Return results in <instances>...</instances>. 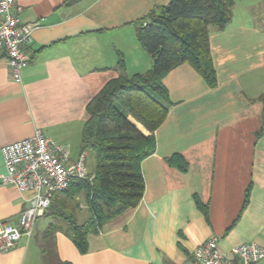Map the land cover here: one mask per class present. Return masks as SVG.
I'll use <instances>...</instances> for the list:
<instances>
[{
    "label": "crops",
    "instance_id": "0c3cea01",
    "mask_svg": "<svg viewBox=\"0 0 264 264\" xmlns=\"http://www.w3.org/2000/svg\"><path fill=\"white\" fill-rule=\"evenodd\" d=\"M169 2L16 0L22 20L38 29L25 49L29 65L22 83L12 80L0 51V174L5 171L1 148L31 138L38 129L67 146L71 161L88 156L81 145L88 103L112 79L150 70L152 60L138 42L137 24ZM261 4L264 0H237L230 25L210 30L216 87L188 64L164 78L171 106L154 133L155 153L141 165L142 201L90 235L87 254L58 232L62 261L189 264L193 251L211 237L224 251L245 243L264 247V136L256 135L262 124L264 23L253 14ZM173 155L185 159L187 171L168 164ZM32 197V192L0 185V223L20 227ZM81 207L80 213L88 211ZM33 237L32 230L13 249L0 250V264H44Z\"/></svg>",
    "mask_w": 264,
    "mask_h": 264
},
{
    "label": "trees",
    "instance_id": "16d2710c",
    "mask_svg": "<svg viewBox=\"0 0 264 264\" xmlns=\"http://www.w3.org/2000/svg\"><path fill=\"white\" fill-rule=\"evenodd\" d=\"M237 0H170L152 10L137 24L139 44L150 56L152 67L131 77L112 79L88 103L82 131V152L97 159L91 180H76L55 195L44 215L50 220L38 246L44 264H72L58 255L55 236L63 232L81 254L89 252V236L97 235L111 220L138 207L145 193L142 162L156 151L154 133L164 124L171 106L164 78L177 67L190 65L211 88L217 76L210 51V30L226 29ZM120 68H124L123 62ZM262 124L256 133L264 136V93ZM134 120L151 135L145 136ZM182 172L188 164L180 155L167 159ZM83 197L89 217L78 216ZM249 192L246 195V203Z\"/></svg>",
    "mask_w": 264,
    "mask_h": 264
},
{
    "label": "built area",
    "instance_id": "2783aa9c",
    "mask_svg": "<svg viewBox=\"0 0 264 264\" xmlns=\"http://www.w3.org/2000/svg\"><path fill=\"white\" fill-rule=\"evenodd\" d=\"M16 0H0V51L6 55L14 82L22 83V72L29 65L25 52L33 41L38 25L27 24L21 18ZM4 173L0 185L20 193L32 192L30 206L22 213L20 227L0 223V250L16 247L23 236H31L39 218L44 217L56 194L68 189L76 180H91L86 169V155L71 161L67 146L46 137L42 130L1 148ZM264 260V247L256 243L233 246L224 251L219 239L211 237L192 253L189 264H257Z\"/></svg>",
    "mask_w": 264,
    "mask_h": 264
},
{
    "label": "rangeland",
    "instance_id": "374dc122",
    "mask_svg": "<svg viewBox=\"0 0 264 264\" xmlns=\"http://www.w3.org/2000/svg\"><path fill=\"white\" fill-rule=\"evenodd\" d=\"M239 5H241L242 7L243 4H239ZM253 9H254L253 14L255 16L256 22H258V24H263L264 20L262 18L264 17V5L263 4H261V6L257 5ZM141 68H142L141 70H146V69H143L144 65H141ZM96 167H97L96 156L92 151H88V156L86 157V169H87L88 174L93 175L95 173ZM80 201L84 205L83 197L80 198ZM88 216H89L88 211H83L79 213V216H78L79 222L82 223L88 218ZM49 224H50V220L48 218H43L33 227L34 237H33L32 243L35 247L37 246L39 248L38 241L42 238Z\"/></svg>",
    "mask_w": 264,
    "mask_h": 264
},
{
    "label": "bare ground",
    "instance_id": "6f19581e",
    "mask_svg": "<svg viewBox=\"0 0 264 264\" xmlns=\"http://www.w3.org/2000/svg\"><path fill=\"white\" fill-rule=\"evenodd\" d=\"M139 129H143V127L138 123L136 124Z\"/></svg>",
    "mask_w": 264,
    "mask_h": 264
}]
</instances>
